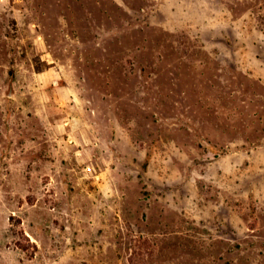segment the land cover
Masks as SVG:
<instances>
[{"label":"rangeland","instance_id":"obj_1","mask_svg":"<svg viewBox=\"0 0 264 264\" xmlns=\"http://www.w3.org/2000/svg\"><path fill=\"white\" fill-rule=\"evenodd\" d=\"M0 264H264V0H0Z\"/></svg>","mask_w":264,"mask_h":264}]
</instances>
